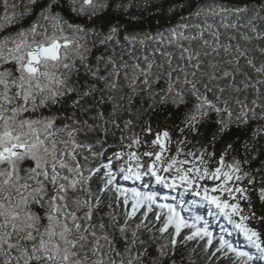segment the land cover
Wrapping results in <instances>:
<instances>
[{"label":"snow or ice","instance_id":"obj_1","mask_svg":"<svg viewBox=\"0 0 264 264\" xmlns=\"http://www.w3.org/2000/svg\"><path fill=\"white\" fill-rule=\"evenodd\" d=\"M154 3L0 0V264L264 261V0Z\"/></svg>","mask_w":264,"mask_h":264},{"label":"trees","instance_id":"obj_2","mask_svg":"<svg viewBox=\"0 0 264 264\" xmlns=\"http://www.w3.org/2000/svg\"><path fill=\"white\" fill-rule=\"evenodd\" d=\"M176 3H178V0H155V3L152 6L148 7L146 10H141L137 8H133L130 10L133 14L137 15L140 18L138 21H130L125 17H119V19L121 23L124 24L129 30L155 32V30L158 28L167 27L168 25L175 23L181 14H186L187 9L181 10L179 8L177 9V12L175 14H171V16L167 14V9L172 4H176ZM161 6H162V10L157 11L156 9L160 8ZM2 9H3L2 6H0V11ZM31 19L32 18L25 20L23 22L24 25L26 26L28 23H30ZM19 27L20 25L17 24L14 27H12L10 30L15 31ZM136 105L137 106L140 105L139 100L136 101ZM107 107L108 106H106V109ZM144 107H147L146 102L144 104ZM183 111H184L183 108H181L180 110H176L169 106L164 110H158L155 113L146 114L144 119L151 120L154 124L159 123L161 127H171L173 123H177L179 121ZM169 113L172 114L171 117H169ZM166 119H168V123H167L169 124L168 126L167 124H165ZM212 131H215V125L210 126V128L208 129V135H210ZM173 135L175 137V133ZM237 136H240L241 140L246 138V136L242 134L241 132H239L236 128H232L229 131V133H227L225 137H223V139L235 141ZM205 139H207V136L205 137ZM261 145H262L261 151L262 153H264V141L261 142ZM221 146H222V142H218L217 147L219 148ZM112 151H113L112 149H106L105 155L109 157H105V158L100 157L99 159L101 161V164H106L108 162V159L111 158ZM217 155H219V153H217ZM260 158L264 159V155H262ZM253 166L258 167L259 161H254ZM144 184H147V187H141V190L156 191V193L161 197L162 201L164 200V198H167V202H172V197L178 196L174 192L164 190L162 186H157L154 182H152L151 184H148L147 177L142 185ZM121 185L124 187H129V188L137 186V185L133 186L130 184L129 181L125 182L123 180H121ZM188 198L190 199L191 197L189 196ZM254 203H255V211L257 212V214L258 215L264 214V206H262L259 202H254ZM216 223L223 225L225 222L224 221H219V222L213 221V225H215ZM215 231L219 233L218 228H215ZM253 261H254V264H264V261L259 260V258L256 255H253Z\"/></svg>","mask_w":264,"mask_h":264},{"label":"rangeland","instance_id":"obj_3","mask_svg":"<svg viewBox=\"0 0 264 264\" xmlns=\"http://www.w3.org/2000/svg\"><path fill=\"white\" fill-rule=\"evenodd\" d=\"M0 16H3V9L0 11ZM169 124H167V126H168ZM174 150V149H173ZM106 154V153H105ZM105 157H109V156H106V155H103V156H101V158H105ZM148 179V178H147ZM146 180V178L144 179V181ZM143 181V182H144ZM142 181H140L139 183H138V185L137 186H141L142 184H140ZM130 184L131 185H133L134 183H132V182H130ZM130 185V186H131ZM144 185H147V184H144ZM134 186V185H133Z\"/></svg>","mask_w":264,"mask_h":264},{"label":"bare ground","instance_id":"obj_4","mask_svg":"<svg viewBox=\"0 0 264 264\" xmlns=\"http://www.w3.org/2000/svg\"><path fill=\"white\" fill-rule=\"evenodd\" d=\"M134 184H136V183H134ZM134 184H133V185H134Z\"/></svg>","mask_w":264,"mask_h":264}]
</instances>
